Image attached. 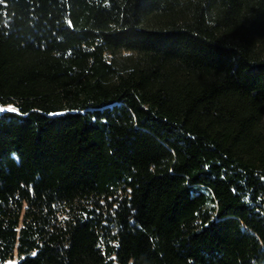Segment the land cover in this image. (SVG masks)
<instances>
[{
    "label": "trees",
    "instance_id": "16d2710c",
    "mask_svg": "<svg viewBox=\"0 0 264 264\" xmlns=\"http://www.w3.org/2000/svg\"><path fill=\"white\" fill-rule=\"evenodd\" d=\"M14 259L264 264V0H0Z\"/></svg>",
    "mask_w": 264,
    "mask_h": 264
},
{
    "label": "rangeland",
    "instance_id": "374dc122",
    "mask_svg": "<svg viewBox=\"0 0 264 264\" xmlns=\"http://www.w3.org/2000/svg\"><path fill=\"white\" fill-rule=\"evenodd\" d=\"M18 260L14 259L13 261H10L8 264H16Z\"/></svg>",
    "mask_w": 264,
    "mask_h": 264
},
{
    "label": "snow or ice",
    "instance_id": "6c2138e0",
    "mask_svg": "<svg viewBox=\"0 0 264 264\" xmlns=\"http://www.w3.org/2000/svg\"><path fill=\"white\" fill-rule=\"evenodd\" d=\"M12 111L14 112L15 110L13 109Z\"/></svg>",
    "mask_w": 264,
    "mask_h": 264
}]
</instances>
